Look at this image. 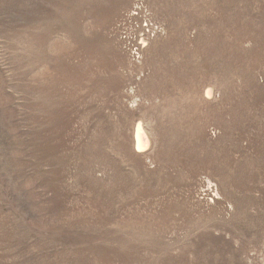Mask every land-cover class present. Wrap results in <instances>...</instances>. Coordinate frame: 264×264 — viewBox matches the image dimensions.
Wrapping results in <instances>:
<instances>
[{
	"label": "rangeland",
	"instance_id": "obj_1",
	"mask_svg": "<svg viewBox=\"0 0 264 264\" xmlns=\"http://www.w3.org/2000/svg\"><path fill=\"white\" fill-rule=\"evenodd\" d=\"M0 264H264V0H0Z\"/></svg>",
	"mask_w": 264,
	"mask_h": 264
},
{
	"label": "bare ground",
	"instance_id": "obj_2",
	"mask_svg": "<svg viewBox=\"0 0 264 264\" xmlns=\"http://www.w3.org/2000/svg\"><path fill=\"white\" fill-rule=\"evenodd\" d=\"M146 135H144V131L141 129V127H138L135 135V141H136V149L138 151H143L142 149L146 146Z\"/></svg>",
	"mask_w": 264,
	"mask_h": 264
}]
</instances>
